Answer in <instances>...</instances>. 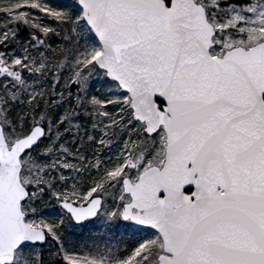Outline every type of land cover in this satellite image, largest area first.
<instances>
[{
  "label": "snow or ice",
  "instance_id": "6c2138e0",
  "mask_svg": "<svg viewBox=\"0 0 264 264\" xmlns=\"http://www.w3.org/2000/svg\"><path fill=\"white\" fill-rule=\"evenodd\" d=\"M0 264H264V0H0Z\"/></svg>",
  "mask_w": 264,
  "mask_h": 264
},
{
  "label": "rangeland",
  "instance_id": "374dc122",
  "mask_svg": "<svg viewBox=\"0 0 264 264\" xmlns=\"http://www.w3.org/2000/svg\"><path fill=\"white\" fill-rule=\"evenodd\" d=\"M37 11H38V10H37ZM61 80L63 81V77H61ZM48 85H51L49 89L55 87L56 92L59 93V91H60L59 86H53L50 82L48 83ZM48 85H47V86H48ZM41 87L43 88L44 85H41ZM76 87H78V85H77ZM76 87H74V89H73L74 91H76ZM96 92H97V89L95 88V86H93V91H92L91 93H89V94H90V95H92V94H96ZM106 98H109V99H110V97H106ZM58 99H59L58 96H56V98H52V100H58ZM49 103L51 104V101H50ZM64 107H65V105L61 103V104H59L58 107H52V108H50V110L63 109ZM122 144H123V141H120L119 143L115 144V145L112 147L111 151H109V152H103L102 155H103L105 158H107L109 155H115L116 152H117V150L119 149V147L122 146ZM49 159H50V158H49ZM53 207H55V206H54L53 204L50 203V204L46 205V206L42 209V211H44V214H45V215H52L53 213H52L51 209H52Z\"/></svg>",
  "mask_w": 264,
  "mask_h": 264
},
{
  "label": "trees",
  "instance_id": "16d2710c",
  "mask_svg": "<svg viewBox=\"0 0 264 264\" xmlns=\"http://www.w3.org/2000/svg\"><path fill=\"white\" fill-rule=\"evenodd\" d=\"M52 43H56V41H53ZM50 86H51V85H48L47 87L50 88ZM74 87H76V86H73L72 89H71L73 92H75V91L73 90ZM52 98H56V96H54V97H52ZM49 102H50V101H49ZM41 104L43 105V101L41 102ZM62 110H63V109H58V110L56 109V110H50V112H51V113H55V112H57V111H62Z\"/></svg>",
  "mask_w": 264,
  "mask_h": 264
}]
</instances>
